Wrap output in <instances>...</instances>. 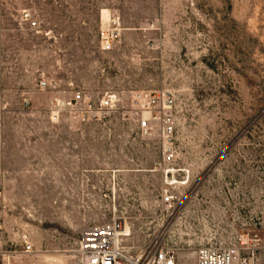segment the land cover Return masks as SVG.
I'll return each instance as SVG.
<instances>
[{"label": "rangeland", "instance_id": "1", "mask_svg": "<svg viewBox=\"0 0 264 264\" xmlns=\"http://www.w3.org/2000/svg\"><path fill=\"white\" fill-rule=\"evenodd\" d=\"M0 20V264H81V226L113 221L132 249L240 241L264 264V0H0ZM159 89L168 161L134 116ZM78 90L114 100L81 117Z\"/></svg>", "mask_w": 264, "mask_h": 264}, {"label": "built area", "instance_id": "2", "mask_svg": "<svg viewBox=\"0 0 264 264\" xmlns=\"http://www.w3.org/2000/svg\"><path fill=\"white\" fill-rule=\"evenodd\" d=\"M19 18L29 27L37 25L36 18L28 9L19 12ZM1 25V20H0ZM113 35L103 28L99 31V46L109 49ZM43 85L44 81L39 80ZM135 101L146 110L135 112L137 127L147 129L150 125L156 126L162 138V159L168 161L172 155L169 149L173 143L172 132L174 130L173 98L165 89L147 92H136ZM114 100L113 94L102 95L97 101V107L82 108L83 94L80 90L71 93L63 101V105L72 113L98 114L100 109L110 106ZM96 106V104H94ZM81 107V108H80ZM80 109V111H78ZM145 111V112H143ZM1 195V191H0ZM171 195L165 194L161 202L163 205L170 203ZM118 224L111 223H87L82 225L78 237V256L81 264H255L244 253L238 241L230 245L199 246L190 258H181L176 249L170 246L150 243L137 249L125 246L119 238ZM4 230L3 216L0 210V240ZM24 249H30L29 243L24 244Z\"/></svg>", "mask_w": 264, "mask_h": 264}, {"label": "bare ground", "instance_id": "3", "mask_svg": "<svg viewBox=\"0 0 264 264\" xmlns=\"http://www.w3.org/2000/svg\"><path fill=\"white\" fill-rule=\"evenodd\" d=\"M143 112H145V111H143ZM127 233H128L127 230H125V232H122V231H121V227H120V229H119L118 232H117V234H120V235H125V234H127Z\"/></svg>", "mask_w": 264, "mask_h": 264}]
</instances>
